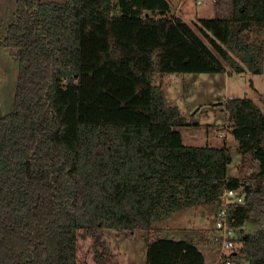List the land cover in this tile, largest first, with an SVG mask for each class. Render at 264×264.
<instances>
[{"label":"trees","instance_id":"obj_1","mask_svg":"<svg viewBox=\"0 0 264 264\" xmlns=\"http://www.w3.org/2000/svg\"><path fill=\"white\" fill-rule=\"evenodd\" d=\"M15 3L2 40L18 51V76L14 107L0 117V264H77L80 233L102 230L146 232L145 264H205L191 239L156 236L154 222L225 190L242 196L224 204L233 230L261 214V107L223 103L241 162L256 164L230 177L226 146L182 143L176 128L191 123L154 76L225 64L264 74V0H220L218 16L193 27L168 0ZM236 242L225 259L264 264V226Z\"/></svg>","mask_w":264,"mask_h":264},{"label":"rangeland","instance_id":"obj_2","mask_svg":"<svg viewBox=\"0 0 264 264\" xmlns=\"http://www.w3.org/2000/svg\"><path fill=\"white\" fill-rule=\"evenodd\" d=\"M16 0H0V117L14 107L15 87L18 76V51L3 46L2 40L9 24L14 20ZM48 2L49 0H38ZM63 3L66 0H53ZM220 0H168L170 14L181 18L192 27L200 18H216ZM154 83L161 87L167 105L177 106L190 126L177 127L182 143L187 146H226L230 156L228 176L246 177L256 171V164L248 157L241 162L237 152L238 142L230 133L223 103L229 98H250L264 112V74L249 72L233 73L224 65L222 73H168L156 74ZM264 146V143H263ZM236 197V195H235ZM221 197L210 204H198L185 208L171 216L154 222L155 235L164 238L187 236L203 253L205 264H246L225 259L239 244L236 242L242 233H252L264 226V208L261 214L249 219L244 230H234L233 248L224 249L220 233L215 228L218 210L224 206ZM189 231L183 234L182 230ZM77 245V264H101L95 258V250L108 264H145L147 234L144 231L116 232L102 230L94 238H82Z\"/></svg>","mask_w":264,"mask_h":264},{"label":"built area","instance_id":"obj_3","mask_svg":"<svg viewBox=\"0 0 264 264\" xmlns=\"http://www.w3.org/2000/svg\"><path fill=\"white\" fill-rule=\"evenodd\" d=\"M220 197L223 198L225 204L229 202L240 203L242 201V196H238V194L232 190L223 191ZM215 228L217 232L220 233V240L222 242V247L224 249L231 250L233 248L232 239H233L234 230L228 225L224 206L217 212Z\"/></svg>","mask_w":264,"mask_h":264}]
</instances>
